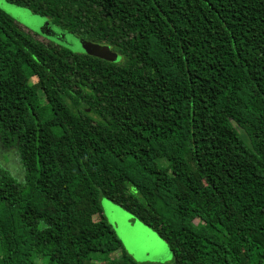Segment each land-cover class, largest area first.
Segmentation results:
<instances>
[{
  "label": "trees",
  "instance_id": "obj_1",
  "mask_svg": "<svg viewBox=\"0 0 264 264\" xmlns=\"http://www.w3.org/2000/svg\"><path fill=\"white\" fill-rule=\"evenodd\" d=\"M5 1L124 62L0 10L2 264H138L100 197L168 264H264V0Z\"/></svg>",
  "mask_w": 264,
  "mask_h": 264
},
{
  "label": "rangeland",
  "instance_id": "obj_2",
  "mask_svg": "<svg viewBox=\"0 0 264 264\" xmlns=\"http://www.w3.org/2000/svg\"><path fill=\"white\" fill-rule=\"evenodd\" d=\"M0 10L12 18L19 28L30 32L40 42H50L72 53L95 57L114 64L124 62V57L113 47L84 41L60 30L47 18L36 16L25 8L8 4L2 0ZM99 202L102 216L114 232L121 249L134 262L168 264L173 261L167 243L156 232L133 219L127 212L107 199L100 197ZM119 254V252L113 253L106 259H116ZM93 258L90 264H101L105 260V257L100 254L94 255ZM0 264H2L1 258ZM35 264L41 263L36 261Z\"/></svg>",
  "mask_w": 264,
  "mask_h": 264
},
{
  "label": "water",
  "instance_id": "obj_3",
  "mask_svg": "<svg viewBox=\"0 0 264 264\" xmlns=\"http://www.w3.org/2000/svg\"><path fill=\"white\" fill-rule=\"evenodd\" d=\"M9 4V3H8ZM15 6V5H14ZM18 7V6H17ZM40 17V16H39ZM61 30V29H60ZM66 32V31H65ZM68 33V32H67Z\"/></svg>",
  "mask_w": 264,
  "mask_h": 264
},
{
  "label": "snow or ice",
  "instance_id": "obj_4",
  "mask_svg": "<svg viewBox=\"0 0 264 264\" xmlns=\"http://www.w3.org/2000/svg\"><path fill=\"white\" fill-rule=\"evenodd\" d=\"M0 3H2V0H0Z\"/></svg>",
  "mask_w": 264,
  "mask_h": 264
},
{
  "label": "crops",
  "instance_id": "obj_5",
  "mask_svg": "<svg viewBox=\"0 0 264 264\" xmlns=\"http://www.w3.org/2000/svg\"><path fill=\"white\" fill-rule=\"evenodd\" d=\"M116 253V252H115Z\"/></svg>",
  "mask_w": 264,
  "mask_h": 264
}]
</instances>
